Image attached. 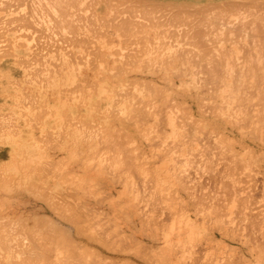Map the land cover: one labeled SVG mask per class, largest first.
I'll return each mask as SVG.
<instances>
[{"label":"rangeland","instance_id":"obj_1","mask_svg":"<svg viewBox=\"0 0 264 264\" xmlns=\"http://www.w3.org/2000/svg\"><path fill=\"white\" fill-rule=\"evenodd\" d=\"M106 1L74 0L78 7H71L69 13H65L72 20H78L72 30L70 26L61 29L65 24L59 26L62 17L59 21L56 19L60 17L58 11L53 12L56 8L46 11L55 17L51 19L50 16L46 18V12H34L36 2L33 0H0V227L5 233L4 242L0 241L3 261L0 264H5V255L18 254V250L24 252L22 255L27 260L31 257L28 261L31 264L32 260L51 264V257L62 253L65 256L70 251L72 257L69 254L64 259H71L73 264H83L87 260L90 264H264V129L259 131L260 128L251 125L262 122L264 95L258 93V87L262 86L259 81L253 82L257 78L253 79L249 68L253 66L257 73L262 61L258 62L259 66L253 61L249 67L245 63L250 72L246 71L248 75L240 84L245 90L241 92L251 98L248 101H254L248 105V101L243 103L240 99V103L245 104L242 111L247 108L249 112H246L252 114L244 112L248 115L247 121L240 124L248 129L239 124L231 125L217 114L219 108L213 101H220L211 91L216 90V83L222 76V67H213L221 58L219 49L224 56L225 51L231 54L233 49H240L237 45L244 46L247 49L243 53L239 50L238 55L241 52L240 56L246 57L248 53L245 52L250 47L256 46L252 47L253 54L256 49L264 48L256 44L258 38H255L262 39L260 42L264 46V0H121L122 3L117 0L120 4L112 0L114 6L108 0L110 7ZM226 3L229 4L224 6ZM129 4H136L133 8L139 4V9ZM212 8L217 9L214 12ZM238 9L242 12H237ZM223 11L227 13L224 15ZM177 13L184 18L177 21L186 22L176 23L172 17H179ZM199 13H203L204 18ZM213 13L222 14L218 16L222 20L217 17L216 20ZM235 13L245 24L236 25L240 20L231 19ZM201 17L205 25L206 20L213 22V26L208 24V27L212 26L210 30L214 33L211 35L216 41L211 38L215 43L208 38L211 32L207 25L208 31L202 27ZM223 19L230 23L225 24ZM183 23L198 36L197 39L208 32L206 37L210 40L206 41L209 44L204 37L198 45L188 44V37L182 35ZM247 23L257 31L252 32ZM223 24L232 27L228 30ZM231 28L243 30L239 32L246 33L240 34L245 38L240 35L239 38ZM248 28L251 31H247ZM147 34L149 41L144 38ZM160 35L163 37L159 38ZM233 39L251 43L249 46L243 42L234 44ZM231 41L233 44L229 43ZM180 44L189 51L185 52L184 48L180 53L178 50L183 48ZM158 46L165 48L167 55L173 48L177 52L172 53L174 57L164 53L160 58L145 54L147 48ZM206 47L217 55L208 56L213 52H207ZM260 50L258 56L263 59L264 49ZM258 52L252 55L253 59L250 56L251 60L257 59ZM187 54L189 59H186ZM180 55L185 56L184 59ZM165 57V67L169 70H160L158 64ZM209 57L214 58L210 60L213 63L208 62ZM250 58H245L246 62ZM236 61L239 67L237 64L233 75L237 80L241 79L240 68L245 61ZM148 62H155L154 70L147 68ZM188 65L190 70L186 69ZM207 76L218 77H213L214 80ZM197 78L200 79L197 87L204 81L206 86L210 82V88H204V84L199 88H184L192 79L198 82ZM149 80L157 84L154 88L159 87L158 92ZM141 93L146 95L144 100L156 99L157 103L151 101L148 107L163 102L162 106H153L156 110L153 118L145 115L148 108L145 101L141 102ZM251 93L261 97L258 108L255 107L257 97ZM165 98L168 103L161 101ZM243 99L249 98L244 96ZM123 106L125 109L127 106L140 107L141 111L136 110L128 116ZM252 107L259 109V122L256 121L260 118L259 112L251 113ZM168 114L175 116L178 127H183H177L180 133L177 138L168 136L172 131L167 123ZM186 114L193 117L189 120ZM254 115L258 117L253 119L256 123L249 121ZM262 125L264 127V123ZM137 126L151 129V138L139 135ZM120 128L122 132H118ZM251 128L254 132L245 131ZM116 132L121 134L116 137ZM164 132H168L167 136ZM106 133L115 134L119 145L103 142L102 135ZM130 134L135 142L129 139ZM126 140L128 148L123 146ZM119 150L124 151L121 154ZM128 150L133 151L131 156ZM242 157L250 163L241 162H245ZM119 158L125 161L124 167L123 162L120 167L116 166L115 160ZM110 159L115 162L113 166L109 165ZM130 159L136 161L140 171L135 164L136 167L131 165ZM45 235L52 238L45 239ZM34 237L37 241L40 237L38 245L50 244L49 248L53 247L55 252L52 248L47 251L48 247L39 249ZM58 244H62L60 248ZM54 246L57 247L54 249ZM31 248L35 251L29 250Z\"/></svg>","mask_w":264,"mask_h":264},{"label":"bare ground","instance_id":"obj_2","mask_svg":"<svg viewBox=\"0 0 264 264\" xmlns=\"http://www.w3.org/2000/svg\"><path fill=\"white\" fill-rule=\"evenodd\" d=\"M102 1H103V0H102ZM107 1H108V0H107ZM107 1H106V2H107ZM119 1L122 3L121 0H119ZM119 1H118V2H119ZM123 1H124V0H123ZM151 1H152V0H151ZM34 2H36V3H35V5H36L35 10H36V11H34V9H33V10H31L32 12L34 11V12H38V13H39V12H40V13H45L46 11H47V12H48V11L51 12V11H52V10H51L52 8H56V10H54L53 12L57 13L56 11H58V15H57V16H59V14H60V17H56V19L58 18V21H59V19L62 17V20H61L59 26H60V25L62 26V25L65 24L64 26L61 27V29H62V28H65L66 26H70V29L72 28V30H73V28H74L73 26H75L74 24H76L78 20H77V19L72 20V18H70L71 16L68 15V14L66 15L65 13H66V12L69 13L68 10H69V8H71V7H73V8H74V7H75V8L78 7L77 4L74 2V0H33V3H34ZM47 2H48V3H47ZM49 2L51 3V6L49 5ZM109 2H112V0H110ZM116 2H117V0H116ZM118 2H117V3H118ZM124 2H125V1H124ZM148 2H150V1H148ZM107 3H108V2H107ZM107 3H106V5H108V7H110L111 5L114 6V3H113V2H112L113 4L110 3L111 5H109V3H108V4H107ZM126 3H127V2H126ZM154 3H155V2H154ZM158 3L160 4V2H158ZM118 4H120V3H118ZM118 4L115 5V7L118 6ZM147 4H148V3H147ZM227 4H229V3H226V5H224V6H227ZM121 5H122V4H121ZM134 5H136V4H133L132 6H134ZM138 5H139V4H138ZM138 5L135 6L137 9H139ZM212 5H213V4H212ZM212 5H211V6H212ZM122 6H126V4H125V5H122ZM122 6H121V7H122ZM129 6H131V5L129 4ZM132 6H131V7H132ZM145 6H146V5H145ZM164 6H165V4H164ZM183 6H184V5H183ZM196 6H198V5H196ZM214 6H215V4H214L212 7L214 8ZM229 6H231V5H229ZM121 7H120V10H121ZM131 7H130V8H131ZM135 7H134V8L132 7V8L135 9ZM165 7H167V6H165ZM185 7H188V5H187V6L185 5ZM189 7H190V6H189ZM235 7H236V6H235ZM111 8L114 9V7H111ZM116 8H117V7H116ZM116 8H115V9H116ZM130 8H129V9H130ZM191 8H192V7H191ZM213 8H212V9H213ZM217 8H218V7H217ZM217 8H215V9H217ZM109 9H110V8H109ZM115 9H114V10H115ZM118 9H119V7H118ZM125 9H127V7L124 8V10H125ZM140 9H141V8H140ZM143 9H144V7H143ZM143 9H142V10H143ZM148 9H149V8H148ZM215 9H213L212 11H214ZM236 9H237V8H234L233 10H236ZM239 9H240V8H239ZM239 9H238L237 12H240V13H241L242 10L239 11ZM50 10H51V11H50ZM130 10H131V9H130ZM130 10H129V11H130ZM145 10H146V9H145ZM187 10H189V9H187ZM200 10H201V8H200ZM189 11H190V10H189ZM215 11H216V10H215ZM215 11H214V12H215ZM47 12H46V13H47ZM123 12H124V11H123ZM131 12H132V11H131ZM131 12H130V13H131ZM139 12H141V11H139ZM146 12H147V10H146ZM194 12H195V11H193V14H195V16H197V14L194 13ZM221 12H222V11H221ZM224 12H225V11H223L222 14H224ZM231 12H232V11H231ZM125 13H126V10H125ZM127 13H128V10H127ZM141 13H142V12H141ZM225 13H227V12H225ZM47 14H48V13H47ZM47 14H45L46 18H48L47 16H50L49 14H48V15H47ZM52 14H53V13H51V15H52ZM128 14H129V13H128ZM173 14H174V12H173ZM177 14H179V13H177ZM199 14H201V16H202L203 13H199ZM213 14L216 15V13H213ZM222 14H220V15H218V16H221ZM232 14H233V13H231V15H232ZM53 15H54V14H53ZM55 15H56V14H55ZM55 15H54V16H55ZM61 15H62V16H61ZM64 15H66V16H64ZM146 15H147V14H146ZM179 15H180V14H179ZM224 15H225V14H224ZM224 15H223V16H224ZM228 15H229V14H228ZM234 15H235V16H234ZM234 15L232 16L231 19H233V21L235 22L234 18L237 17V16H236L237 14L235 13ZM33 16H34V15H33ZM68 16H69L70 19L68 18ZM171 16H172V15H171ZM171 16H170V17H171ZM213 16H214V15H213ZM218 16L216 15V16H214V17H215V18L217 17L219 20H222V17L219 18ZM252 16H253V15H252ZM256 16H257V15H256ZM50 17H51V19L53 18V16H50ZM72 17H73V16H72ZM134 17H135V16H134ZM145 17H146V16H145ZM147 17H148V16H147ZM181 17H183V16L180 15V16L178 17L177 15H176V16L174 15L172 18H173V20L176 22L177 19H184V18H181ZM197 17H199V15H198ZM233 17H234V18H233ZM249 17H250V16H249ZM54 18H55V17H54ZM54 18H53V19H54ZM128 18H129V17H128ZM203 18H204V14H203ZM217 18H216V20H218ZM224 18H225V17H224ZM51 19H48V20L50 21ZM56 19H55V21H56ZM129 19H130V18H129ZM155 19H156V18H155ZM197 19H198V18H197ZM201 19H202V17H201ZM201 19H200V20H201ZM213 19H214V18H213ZM228 19H229V18H228ZM231 19H230V20H231ZM235 19H237V20L239 19V20H240V21H238V23H237L236 25H239V22H240V25L243 23V22L241 21L240 18L237 17V18H235ZM24 20H25V19H24ZM28 20L30 21V19H28ZM28 20H25V22H28ZM75 20H76V21H75ZM130 20H131V19H130ZM133 20H134V19H133ZM200 20H199V21H200ZM223 20L226 21L225 24H227V23L229 24V23H230V22H228V21L225 20V19H223ZM237 20H236V21H237ZM255 20H256V19H255ZM255 20H254V21H255ZM35 21H36V20H35ZM38 21H40V20H38ZM149 21L151 22V18H150ZM183 21H184V20H183ZM183 21H180V20H179V21H177L176 23H180V22H183ZM199 21H197V22L199 23ZM201 21H202V25H204V26H202V27H204V28L206 27V25H207V27H208V24L213 26V22L210 23V21H209V23H208V21L206 20L207 23H206V25H205V24H204L205 22L203 23V21H205V20L202 19ZM201 21H200V22H201ZM50 22H51V21H50ZM53 22H54V21H53ZM53 22H52V23H53ZM75 22H76V23H75ZM184 22H186V21H184ZM218 22L222 23L221 21H218ZM46 23H47V22H46ZM55 23H56V22H55ZM61 23H63V24H61ZM127 23H128V22H127ZM131 23H132V22H131ZM159 23H160V22H158V24H159ZM231 23H232V22H231ZM252 23H254V22L252 21ZM57 24H58V23H57ZM129 24H130V23H128V25H129ZM181 24H182V23H181ZM200 24H201V23H199L198 26H199ZM225 24H223V25H224L225 28L227 27L226 29H228V27H232V26H226ZM232 24H233V26L237 27L236 25H234L235 23H232ZM243 24H245V21H244ZM243 24H242V25H243ZM248 24H249V23H247L246 25H247V26L250 25L249 27H251L252 24H249V25H248ZM41 25H42V24H41ZM122 25H123V24H122ZM177 25H178V24H177ZM186 25H187V24H186ZM186 25H185V26H186ZM219 25H220V24H219ZM253 25H254V24H253ZM43 26H44V25H43ZM50 26H52V24H51ZM76 26H77V25H76ZM126 26H127V25H126ZM143 26H144V25H143ZM183 26H184V23H183ZM185 26H184V27H185ZM187 26H188V25H187ZM187 26H186V27H187ZM200 26H201V25H200ZM200 26H199V27H200ZM212 26H209V27H208L209 30L211 29L210 27H212ZM47 27H49V25H48ZM184 27H183V29L186 30V27H185V28H184ZM188 27H189V26H188ZM188 27H187V28H188ZM199 27H198V28H199ZM202 27H200V28H202ZM207 27L205 28V29H207L206 31H208V28H207ZM224 27H223V29H224ZM239 27L242 29L241 26H239ZM244 27H245V26H244ZM57 28H58V26H57ZM68 28H69V27H68ZM129 28L132 29V27H129ZM133 28H134V27H133ZM161 28H162V27H161ZM240 28H238V30H237L236 28H234L235 30H233V29L231 28V30L236 31V32H237V35H238V37H239V35L242 34V32H239V31H243V30H239ZM251 28H252V27H251ZM77 29H78V28H77ZM119 29H120V28H119ZM126 29H128V28H126ZM126 29H125V30H126ZM131 29H130V30H131ZM162 29H163V28H162ZM202 29H203V28H202ZM202 29H201V32H202ZM125 30H123V31H125ZM184 30H183L184 33H183L182 35H184L183 38H184L185 36H187V37L189 38V40H188V38H187V39L185 38L188 44L193 45V42H194V44H197V42H198V44H199V42H202V41H200L201 37H200L199 39H197L196 37H198V36H196V34L193 35V32H192V30H190V28H188V30H186L187 35L185 34V31H184ZM224 30H225V29H224ZM228 30H229V29H228ZM228 30H226V33H228V32H227ZM231 30H230V31H231ZM246 30L248 31V30H250V29L248 28V29H246ZM252 30H253L252 32L257 31V30H256V27H253ZM66 31H67V30H65V33H66ZM70 31H71V30H70ZM74 31H76V27H75V30H74ZM126 31H128V30H126ZM126 31H125V32H126ZM187 31H188V32H187ZM189 31H190V32H189ZM212 31H213V30H212ZM250 31H251V30H250ZM129 32H130V31H129ZM143 32H145V31L143 30ZM178 32H179V31H178ZM197 32H199V31L197 30ZM208 32H211V30L208 31ZM208 32H206V33H208ZM231 32H232V31H231ZM236 32H234V34L232 33V34L234 35V36H233L234 38L236 37V36H235V35H236ZM238 32H239V33H238ZM258 32H259V31H258ZM65 33H64V35H65ZM126 33H128V32H126ZM130 33H132V32H130ZM189 33H192V36H191V34H189ZM203 33H205V32H203ZM206 33L204 34L205 36L202 35V36L204 37V40H205L206 44L208 43V41H206V40H207L209 37H210L211 40H210V39H208V40H210V41L213 42V38L215 39V36L213 37L211 34L214 33V32H211L210 34L208 33V34H209V35H208V38L206 37ZM243 34L246 35V33H243ZM243 34H242V35H243ZM250 34H251V33H250ZM254 34H257V33H254ZM261 34H262V33H261ZM130 35H131V34H130ZM188 35H190V36H188ZM242 35H240V36H241L242 38H245V37L242 36ZM257 35H258V34H257ZM257 35H255V36H257ZM178 36H179V35H178ZM194 36H195V37H194ZM247 36H248V34H247ZM160 37H163V36L160 35L159 38H160ZM179 37L182 38L181 35H180ZM192 37H193V38H192ZM203 37H202L201 40H203ZM205 37H206V38H205ZM211 37H213V38H211ZM233 37H232V38H233ZM144 38H147V39H145V41H149V36H148V34H147V36H144ZM183 38H182V39H183ZM195 38H196L197 41L195 40ZM239 38H240V37H239ZM239 38H238V39H239ZM255 38H258V42H259V43L257 42L256 44H259L261 47H264L263 44H262V42H260V40H262V39H260L259 37H255ZM150 39H151V38H150ZM190 39H193V40H190ZM229 39H231V38H229ZM229 39H228V41H229ZM235 39H236V38H235ZM235 39H233V40H235ZM263 39H264V38H263ZM246 40H247V39H246ZM214 41H216V39H215ZM236 41H237V40H235V42L231 41V42H229V43H232V42H233L234 44H235V43H239V42H243V44L246 43L245 40H244V41H241V40H240V41H237V42H236ZM247 41H248V40H247ZM255 41H256V39H255ZM190 42H191V43H190ZM203 43H204V42H203ZM213 43H215V42H213ZM213 43H212V44H213ZM223 43H224V42H223ZM233 43H232V44H233ZM250 43H251V42L248 41V42L246 43V46H249ZM198 44H197V45H198ZM200 44H201V43H200ZM204 44H205V43H204ZM206 44H205V46H206ZM208 44H209V43H208ZM232 44H231V45H232ZM261 44H262V45H261ZM180 45H181V44H180ZM244 45H245V44H244ZM251 45H253V44H251ZM259 45H258V46H259ZM148 46H149V45H148ZM148 46H147V47H148ZM207 46H208V45H207ZM217 46H218V45H217ZM237 46L240 47L239 50H241L242 53H243V51H245V49H247V48H245L244 46H243V47L240 46V45H237ZM158 47H159V46H158ZM181 47H183V46L181 45ZM210 47H211V46H210ZM210 47H209V50H208V48L206 47L207 52H208V51H212V50L210 49ZM230 47H232V46H230ZM252 47H256V46H252ZM252 47H250V49H248V51L245 52V54L248 53V54L246 55V57H241V56H240L241 52H240V54L238 55L239 50H235V49H233V48H232L233 51H231V49H230V51H231L230 53H231V54H227L226 51H225L224 56H222V53H223V52L218 48V49H219V52H221V53H220V56H219V57H221V58H219V60L217 59V61H219L220 64H219V62H217L218 65H216L217 63H216L215 65H213V67L216 66L217 68H221V67H222V76L218 79V80H220V82H219V83H216V84H217V88H216L217 91H216L215 89H213V90L211 89L212 93L216 94V96H215V95H213V96H215V99H217L218 101H220V102H219L220 104H219L218 102H216V100L213 101V102L217 103V105H218L217 108H219V109H218V111L216 110V111H217V114H219V115L224 119L225 122H227V123H231V125H232V124H233V125H234V124H235V125H236V124H239V125H240L242 122H244V120H245V122L247 121L246 118L248 117V115H252V114H249V113H248L249 111H248V109H247L246 107H245V108H246V111H248V112H246L245 110L242 111V105H243V107H244V105H245V104H242V102H243V101H246V102H247L248 100H251V98L248 97L249 95H245V93H243L245 90H243V88L240 86V84H243L244 78L248 75V74L246 73V71H247V72H250V70H251V74H250V73H249V74L253 77V79H254V77L257 78V81H256V80L253 81V79H252V81H253V82H256V83L259 81L258 83L262 86L261 88L258 87V90L260 91V92H259V91L257 90L258 93H263L262 95H264V66H263L264 64L262 65V63H263V59H264V58L262 59L261 56H258V55H259L258 50H260V49H258V50L256 49V52H258V53H257V59H255V60H251V58L253 59V56L256 55V52H255V54H253L254 51H253V48H252ZM184 48H185V46H184L183 48H180V50H178V51L180 52L181 49L183 50ZM242 48H244V49H242ZM185 49H186V50H185ZM185 49H184L185 52H186V51H189V50L187 49V47H186ZM218 49H216V50H218ZM251 49H252V50H251ZM263 49H264V48H263ZM263 49L261 48L260 52H263V51H262ZM184 50H183V51H184ZM213 50H214V49H213ZM227 50H228V49H227ZM234 50H235V51H234ZM249 50H250L251 52H250ZM175 51H176V50H175ZM175 51H174V48H173V49L171 50V52L167 55V54L165 53V48H163V49H162L161 47H159V48H154V49L147 48V49L145 50V54L149 55V56L152 57V58H155V57L160 58L161 56H164V53H165V54L167 55V57H171V56H173L172 53L175 52ZM183 51H182V52H183ZM252 51H253V52H252ZM176 52H177V51H176ZM176 52H175V53H176ZM179 52H178V53H179ZM207 52H206V54L208 55ZM212 52H213V51H212ZM180 53H181V52H180ZM180 53H179V54H180ZM214 53H215V54H214ZM216 53H217V52L214 51V52H213V55H208V56H210V57H211V56L215 57V56L217 55ZM234 53H235V54H234ZM245 54H244V55L242 54V56H245ZM250 54H251V55H250ZM176 55H177V54H176ZM187 55H188V54H187ZM218 55H219V54H218ZM231 55H232V56H231ZM248 55H249V57H247ZM252 55H253V56H252ZM133 56H134V54H133ZM177 56H178V55H177ZM180 56H181L183 59H184V57H185V56H183V55H180ZM250 56H251V58H250ZM167 57L164 58V61H163L161 64H158L159 67H160V68L157 67L158 69L162 70V69H166V68H167V67H165V65H167V64H166ZM173 57H174V56H173ZM181 57H180V58H181ZM205 57H206V56H205ZM210 57L208 58V62H209L210 60H214V58H213V59H210ZM239 57H240V59H239ZM259 57H260V58H259ZM152 58H151V59H152ZM177 58H179V57H177ZM180 58H179V59H180ZM189 58H190L189 55L186 56V59H189ZM200 58H201V57H200ZM211 58H212V57H211ZM242 58H244V59H245V58H250V61H249V59H247V62H246V59L243 60ZM132 59H133V58H132ZM186 59H185V60H186ZM237 59H238V61H239V60H240V61L243 60V61H245V62H244V64H243L244 67L242 66V68H240V74H239V75H241V79H237V80H236V79H235V75H233V72H234V69L236 68V66H237V64H238L237 61H236ZM241 59H242V60H241ZM153 60H154V59H153ZM206 60H207V59H206ZM260 60H261L262 62H261ZM151 61H152V60H151ZM158 61H159V60H158ZM173 61H174V60H173ZM182 61H183V60H182ZM188 61H189V60H188ZM243 61H242V62H243ZM251 61L255 62V64H256L257 66H259V65H258V62H259V61L261 62V63H260L261 65L257 68V71H258L257 73H256V71H253L254 68H253V66H252L251 63H250ZM189 62H190V61H189ZM210 62H212V61H210ZM248 62H249L250 64H249ZM253 62H252V63H253ZM149 63H150V64H149ZM212 63H213V62H212ZM245 63L247 64V67H249L248 65H251V66H252V67H249V68H251L250 70H249V68L245 67ZM154 64H155V62H153V63H152V62H148V63H147V68L152 67L153 70H154V67H155ZM184 64H186V63L184 62ZM191 64H192V62H191ZM197 65H198V64H197ZM180 66H181V65H180ZM181 67H182V66H181ZM184 67H185V66H184ZM186 67H188V68H186V69H189V70H190L189 67H191V66L188 65V66H186ZM199 67L201 68L200 65H199ZM237 67H239V64H238ZM179 68H180V67H179ZM195 68H198V67L195 66ZM167 69H168V68H167ZM182 69L184 70V68H182ZM198 69H199V68H198ZM211 69H213V68H211ZM168 70H169V69H168ZM189 70H186V71L188 72ZM194 70L196 71L197 69H194ZM194 70H193V71H194ZM200 70H201V69H200ZM215 70H216V69H215ZM216 71H218V69H217ZM216 71H215V72H216ZM177 73H178V72H177ZM196 73H197V71H196ZM218 73H219V72H218ZM186 74H187V73H186ZM199 74H200V73H199ZM175 75H176V74H175ZM181 75H182V73H181ZM200 75H201V74H200ZM200 75H199V76H200ZM202 75H203V74H202ZM250 75H249V76H250ZM187 76H188V75H187ZM205 76H206V75H204L203 80L206 79ZM251 76H250V77H251ZM196 77H197V76H196ZM196 77H195V78H196ZM200 77H202V76H200ZM207 77H212V76H207ZM213 77H214V78H217L218 76H217V77H216V76H213ZM213 77H212V79H214ZM252 77H251V78H252ZM197 79H198V78H197ZM195 80H196V79H192V81H189V82L185 83V84H184V86H185L184 88H186V89H191L192 87H193V88H196L197 85H199V80H200V79H198V82H197V80H196V81H195ZM214 80H215V79H214ZM149 81H150V80H149ZM204 81H205V80H204ZM204 81H203V84H204ZM211 81H212V80H211ZM216 81H217V80H216ZM216 81H215V82H216ZM150 82H152V81H150ZM215 82H212L211 85H212V86H215ZM147 83H148V82H147ZM147 83H146V85H147ZM152 83L154 84V85L152 84V85H153V88H154L155 85H157V84H155L154 82H152ZM201 83H202V81H201ZM201 83H200V84H201ZM207 83H209V84H207V86L204 84V88H205V86H206V87L209 86V88H210V82H207ZM238 83H239V84H238ZM196 84H197V85H196ZM203 84H201L199 87L203 86ZM213 84H214V85H213ZM254 84H255V83H254ZM254 84L252 83V85H254ZM158 85H159V84H158ZM244 85H246V84H244ZM159 86H160V85H159ZM212 86H211V87H212ZM199 87H197V88H199ZM246 87H247V86H246ZM252 87H254V86H252ZM158 88H159V87H158ZM158 88H154V89H157V92H158V91H159ZM209 88H208V89H209ZM213 88H214V87H213ZM250 88H251V87H249V89H250ZM254 88L256 89L257 87H254ZM254 88H251V89H254ZM164 89L167 90L166 88H164ZM247 89H248V88H247ZM165 90H164V92H165ZM241 90H243V92H241ZM155 91H156V90H155ZM189 91H190V90H189ZM215 91H216V92H215ZM142 92H143V91H142ZM147 92H148V91H147ZM150 92H151V91H150ZM157 92H156V93H157ZM207 92H208V91H207ZM152 93H153V94H156L155 92H152ZM208 93H209V92H208ZM142 94H143V93H141V95H140V97L142 96V97H141V99H142L141 102L144 103V101H145V103H144V104H145V107L148 108V109L144 108V109L148 110V111L145 112V115H146L147 117L152 116V118H153V117H154L153 115L155 114L154 112H156V110L154 109V107L159 106V104L162 106L163 102H159V104H157L156 106L153 105L154 107H153L152 105H150V106L148 107L147 104H151V101L154 102L156 99H154V100H151V99H149V100H144V98H146V95H144V94L142 95ZM158 94H159V93H158ZM158 94H156V95H154V96H157V97H158V96H159ZM242 94H244V95H242ZM249 94H250V93H249ZM251 94H252V93H251ZM179 95H181V94H179ZM195 95H198V94H195ZM201 95H202V94H201ZM201 95H200V97H201ZM210 95H211V94H210ZM260 95H261V94H260ZM148 96H149V95H148ZM152 96H153V95H152ZM164 96H166V94H165ZM213 96H212V97H213ZM244 96H245V98L247 97V98H249V99H243ZM252 96H253L254 98L257 97L256 99L258 100V102H257L258 104L255 102V103H256L255 107L258 108V107H259L258 105L261 106V103L259 102V100H261V99H259L260 96H258V95L254 96L253 94H252ZM200 97H199V98H200ZM202 97H204V96L202 95ZM182 98H183V97H182ZM238 98H239V99H238ZM241 98H242V99H241ZM260 98H261V97H260ZM228 99H229V100H228ZM234 99H237V100L234 101ZM240 99H241V101H242L241 103H240ZM263 99H264V97H263ZM167 100H168V98H167V99L165 98L164 100H161V101H164V102L166 101V102H167ZM199 100H202V101H203L204 99H203V98H200ZM254 100H255V99H254ZM202 101H201V102H202ZM207 101H208V99H207ZM236 101L239 102V103H237ZM261 101H262V100H261ZM172 102H173V101H172ZM201 102H200V103H201ZM253 102H254V101H248L247 104H248V105H249V104L252 105L251 103H253ZM130 103H133V102H129L128 104H130ZM135 103H136V102H135ZM156 103H157V102H154V103H152V104H156ZM167 103H168V102H167ZM167 103H165V105H166ZM173 103H174V102H173ZM173 103H172V105H174ZM215 103H214V105H215ZM233 103H237V104H239V105H237V104L234 105ZM243 103H245V102H243ZM263 103H264V101H263ZM133 104H134V103H133ZM136 104H137V103H136ZM178 104H179V103H178ZM178 104H177V106H178ZM212 104H213V103H212ZM253 104H254V103H253ZM125 105H126V104H125ZM131 105H132V104H131ZM168 105H169V104H168ZM209 105H210V104H209ZM248 105H246V106H248ZM263 105H264V104H263ZM134 106H135V104H134ZM134 106H127L126 109H125L124 106H123V109H125V110H124V113L126 112V113L128 114V116H132L133 113H134L136 110H138L139 112L141 111V108H140V107H139V108H137V107L135 108ZM142 106H143V105H142ZM161 106H160V107H161ZM163 106H164V105H163ZM174 106H175V105H174ZM204 106H206V105H204ZM240 106H241V107H240ZM160 107H158V109H159ZM199 107H200V106H199ZM213 107H214V106L212 105V108H213ZM236 107H237V108H236ZM152 108L154 109L153 111H151ZM167 108H168V106H167ZM171 108H173V107H171ZM203 108H204V107H203ZM212 108H211V109H212ZM214 108H215V107H214ZM214 108H213V109H214ZM245 108H243V109H245ZM248 108L251 109V106L248 107ZM252 108H253V107H252ZM261 108L264 109V106H262ZM261 108H260V109H261ZM149 109H151V110H149ZM158 109H157V110H158ZM175 109H176V108H175ZM188 109H189V108H188ZM170 110H171V109H169V111H170ZM201 110H202V109H201ZM253 110H254V111H253ZM255 110H257V109H254V108H253V109L251 110V113H254ZM187 111H188V110H187ZM167 112H168V111H167ZM209 112H210V110H209ZM218 112H219V113H218ZM244 112L248 113V115H247L246 113L244 114ZM258 112H259V109L257 110V113H258ZM262 112H263V111L261 110V114H264V113H262ZM126 113H125V114H126ZM213 113L216 114L215 112H213ZM134 114H135V113H134ZM139 114H140V113H139ZM143 114H144V113H143ZM166 114H167V113H166ZM207 114H208V113H207ZM214 114H213V115H214ZM217 114H216V115H217ZM258 114H259L258 117H260V116H261L260 112H259ZM211 115H212V114H211ZM216 115H215V116H216ZM255 115H256V113H255ZM255 115H254L253 118H252V116H250L249 118H251V119H249V121H252L253 119H255V118L257 117V116L255 117ZM128 116L126 115V118H129ZM137 116H138V114H137ZM186 116H189V115L186 114ZM138 117H139V116H138ZM141 117H142V116H141ZM155 117H156V116H155ZM157 117H158V116H157ZM164 117H165V116H164ZM192 117H193V116H191V117L189 116V120H190V118H192ZM258 117H257V119H258ZM262 117H263V115H262ZM134 118H135V117H134ZM142 118H143V117H142ZM152 118H151V119H152ZM166 118L168 119V120H167V123H168L169 127H171L172 131H170L169 134H168V132H164V133H166V136H167V134H168V136H173V137L177 138L176 135L178 134V136H179L180 133H178V129H177L178 125H177V121L175 120V119H176L175 116L172 115V114H168V115L166 116ZM198 118H199V117H198ZM263 118H264V117H263ZM263 118H262V120H261V117H260L259 120H256V121L259 122V121L261 120V121H262L261 123L263 124V123H264V119H263ZM156 119H158V118H156ZM136 120H137V119H136ZM141 120H142V119H141ZM144 120H145V119H144ZM185 120H186V119H185ZM119 121L122 122V118H121V120H119ZM119 121H118V123H119ZM125 121H126V120H125ZM253 121H255V120H253ZM253 121H252V122H253ZM256 121H255L254 123H256ZM121 122H120V123H121ZM142 122H143V121H142ZM146 122H147V121H146ZM154 122H155V121H154ZM252 122H249V123H252ZM149 123H150V122H149ZM167 123H166V124H167ZM261 123H258V124H256V125H255V124H251V125L257 126L258 130H259V128H260L259 131H261V129H262V130L264 129V127H263V125H262ZM242 124H243V123H242ZM247 124H248V123H247ZM229 125H230V124H229ZM235 125H234V126H235ZM251 125L249 124L250 127H251ZM240 126H242V125H240ZM244 126H246V125H244ZM244 126H242V127L244 128ZM254 126H252V127L254 128ZM258 126H260V127H258ZM179 127H180V128H183V127H181L180 125H179ZM179 127H178V128H179ZM195 127H196V126H195ZM242 127H241V129H242V132H243L244 130H243ZM246 127H248V126H246ZM246 127H245V128H246ZM139 128H140V127L137 126V133H138L139 135H141V136H147V135H148L149 138H151V136H150V134H149V133L152 131L151 129H146V128H144V129H139ZM237 128H238V127H237ZM245 128H244V129H245ZM153 129H154V128H153ZM241 129H239V130H241ZM246 129H248V128H246ZM251 129H252V128H251ZM113 130H114V129H113ZM184 130H185V127H184ZM186 130H187V129H186ZM258 130H257V131H258ZM245 131H250V132L252 131V132H254L253 129H252V130H245ZM118 132H122L121 128H120V130H119ZM118 132H116V137H117V135H118ZM124 132H125V131H124ZM193 132H194V131H193ZM111 133H112V132H111ZM259 133H260V132H258V134H259ZM120 134H121V133H119V135H120ZM126 134H127V133H126ZM250 134H253V133H250ZM119 135H118V136H119ZM130 135H131V137H129V139L132 138L131 140L135 142V140H134L133 137H132V134H130ZM181 135H182V134H181ZM181 135H180V136H181ZM255 135H256V134H255ZM124 136L127 137L126 135H124ZM251 136L253 137V135H251ZM263 136H264V134H263ZM102 137H103V142H105V143L108 142V143L118 144V145H119V143H117V142L115 141L116 139H114L115 134L113 135V134L106 133L104 136L102 135ZM125 137H123V138H125ZM247 137H248V136H247ZM254 137H255V136H254ZM259 137H260V136H259ZM118 138H119V137H118ZM127 138H128V137H127ZM127 138H126V139H127ZM147 138H148V137H147ZM147 138H146V139H147ZM149 138H148V139H149ZM179 138H180V137H179ZM129 139H127V140L129 141ZM257 139H258V137H257ZM119 140H120V138H119ZM123 140H125V139H123ZM127 140H126V143L123 145V146H125L126 148H128V147H127V146H128L127 144L129 143ZM262 140H263V142H264V138H263ZM114 141H115V142H114ZM118 142H119V141H118ZM121 142H122V141H121ZM127 142H128V143H127ZM130 142H131V141H130ZM126 145H127V146H126ZM114 147H115V145H114ZM117 147H118V149L120 148L119 146H117ZM117 147H115V148H117ZM121 147H122V146H121ZM108 148H109V147H108ZM126 148H125V149H126ZM109 149H110V148H109ZM109 149H108V150H109ZM120 149H121V148H120ZM123 149H124V147H123ZM119 151H120V150H119ZM121 151H124V150H121ZM121 151H120V152H121ZM126 151H127V149H126ZM120 152H119V153H120ZM128 152H130V156H131V154L133 153V151H131V150H130V151L128 150ZM131 152H132V153H131ZM121 154H122V152H121ZM125 154H128V153H125ZM262 155H263V153H262ZM109 156H110V155H109ZM119 156H120V155H119ZM120 157H121V156H120ZM136 157H137V156H136ZM136 157H135V155H134L133 158L136 159ZM263 157H264V156H263ZM110 158H111V157H110ZM122 158H124V157L122 156ZM242 158L244 159V157H242ZM112 159H113V158H112ZM112 159H110V160H111V164H109V165H112V166H113V164H114L115 162H112V161H113L114 159H117V157H116V158L114 157L113 160H112ZM108 160H109V159H108ZM124 160H125V159H124ZM244 160H245V162H244L243 160H242L241 162H243V163H247V162H249V159H248V160H247V159H244ZM115 161H116V163H117V165H116V164H115V165H116V166L119 165L118 167H120L121 165L123 166V165H124V162H125V161H123V160L120 161V158H119V160H115ZM129 161H133V162H130L131 165H132V166H135V165H136V166H137V169H136V170H139V171H140L141 168H140V166L137 165V163L135 164L136 161H135L134 159H130ZM238 161H240V160H238ZM108 162H109V161H108ZM122 162H123V163H122ZM241 162H239V163L241 164ZM101 163H102V162H101ZM112 163H113V164H112ZM121 163H122V164H121ZM126 163H127V162H126ZM236 163H237V162H236ZM239 163H238V164H239ZM249 163H250V162H249ZM120 164H121V165H120ZM134 164H135V165H134ZM232 164H233V163H232ZM247 164H248V163H247ZM2 166H3V165H2ZM104 166H105V165H104ZM136 166H135V167H136ZM123 167H124V166H123ZM123 167H121V168H123ZM138 167H139V169H138ZM243 167H244V166H243ZM114 168H115L114 170L119 171V169H116L117 167H114ZM121 168H120V169H121ZM233 168H234V167H233ZM245 168H246V167H245ZM1 169L5 171L4 168H1ZM124 169H125V168H124ZM123 171H124V170H123ZM130 171H131V169H130ZM128 172H129V171H128ZM136 172H137V171H136ZM117 173H118V172H117ZM129 173H130V172H129ZM137 173H138V172H137ZM139 173H140V172H139ZM236 176H237V175H236ZM234 178H235V177H234ZM6 179H7V178H6ZM10 179H11V178H10ZM82 179H83V178H81V181H82ZM180 179H181V178H180ZM232 179H233V178H232ZM235 179H236V178H235ZM235 179H234V180H235ZM234 180H233V181H234ZM2 181H3V180H2ZM180 182H181V181H180ZM82 183H83V182H82ZM127 183H128V182H127ZM181 184H183V183H181ZM29 185H30V184H29ZM221 185H222V184H221ZM30 187H31V186H30ZM223 187H224V186H223ZM225 187H226V186H225ZM225 187H224V188H225ZM31 188H32V187H31ZM224 188H223V189H224ZM231 188H232V187H231ZM233 188H234V187H233ZM225 192H226V191H225ZM223 193H224V192H223ZM230 193H231V192H230ZM234 194H235V193H234ZM235 195H236V194H235ZM85 217H86V216H85ZM21 220H22V219H21ZM41 221H42V220H41ZM26 222H27V221H26ZM20 224H21V223H20ZM47 224H48V223H47ZM21 225H22V224H21ZM19 226H20V225H19ZM87 226H88V225H87ZM0 228H1V229H0V233H1V234H0V241H2V240L5 238V237H2V236L5 235V233H3L4 231L1 232V230H2L3 227H0ZM9 228H10V227H9ZM45 228H46V227H45ZM40 229H41L42 231L44 230V229H42V228H40ZM4 230H5V229H4ZM88 230H89V229H88ZM90 231H91V230H90ZM27 233H28V232H27ZM29 233H30V232H29ZM50 233H51V232H50ZM85 233H86V232H85ZM2 234H3V235H2ZM53 234H54V233H53ZM83 234H84V233H83ZM93 234H95V233H93ZM46 235H47V234H46ZM46 235H45V239L48 238L49 236L52 238L51 235H49L48 237H47ZM27 236H28V235H27ZM1 237H2V238H1ZM40 237H41V236H40ZM40 237H38V239H39L38 241H37V239L34 237V238H35V242H36L37 245H38V242L41 240ZM42 237H43V236H42ZM42 237H41V238H42ZM34 238H33V239H34ZM42 239H43V238H42ZM32 241H33V240H32ZM3 242H4V240H3ZM6 242H7V240H6ZM18 242H19V241H18ZM42 242H44V241H42ZM61 243H62V242H61ZM63 243H64V242H63ZM0 244H1V242H0ZM8 244H10V243H8ZM32 244H34V243L32 242ZM41 244H42V243H40V244L38 245L40 248H39V247H36V246H33V247L39 248V249H41V250H42V249H43V250H46L45 248H47V247L49 248V247H50V244H49L48 246L46 245V247H45V245L42 246ZM107 244H108V243H107ZM4 245H5V244H4ZM18 245H19V244H18ZM51 245H52V244H51ZM55 245H56V244H55ZM58 245H60V244H58ZM58 245H57V246H58ZM61 245H62V244H61ZM61 245L58 246V248H60ZM72 245H73V244H72ZM57 246H54V249H55V247H57ZM110 246H111V245H110ZM1 247H2V246H1ZM4 247H5V246H4ZM17 247H18V246H17ZM42 247H43V248H42ZM51 248H52V250H51ZM51 248L47 249V251L49 250V252H50V250H51V251L55 252V250H53V247H51ZM2 249H3V248H2ZM6 249H7V247H6ZM25 249H26V248H24V251H25ZM34 249H35V248H34ZM34 249L31 248V249H29V250L32 251V250H34ZM65 249H66V247H65ZM65 249H64V250H65ZM9 250H11V249H9ZM17 250H18V249H17ZM26 250H27V249H26ZM18 251H19L18 254H14V253L11 254L10 252H13V251H10V252H9V253H10L9 255H12V256H10V257H9L8 255H5V256L7 257V258L5 259V264H27V263H28V264H31V262H28L29 260L31 261V259H30L31 257L27 256V258L29 257L28 260H27V259H26V256H25V258H24L23 255H22V253L24 254V252H22V251H20V250H18ZM34 251H35V250H34ZM59 251L62 252L61 249H60ZM258 251H261V248L258 249ZM263 251H264V250H263ZM14 252H15V251H14ZM28 252H30V251H28ZM60 252H58V254H59ZM80 252H81V251H80ZM15 253H16V252H15ZM56 253H57V250H56ZM70 253H72V251H70ZM70 253L67 254L68 256H67V255L63 256L64 253H62L63 255H60V256H58V255H54V256H56L55 258H52V257L50 258V259L53 260V261H51V262H52L51 264H73L72 262H70L71 259H70V261H68L67 259H66V260H67V261H66V260L64 259V257L68 258ZM159 253H160V252H159ZM29 254H30V253H29ZM39 254H40V253H39ZM79 254H80V253H79ZM260 254H261V252H260ZM26 255H27V254H26ZM43 255H45V254H43ZM87 255H88V254H87ZM263 255H264V253H263ZM0 256H1V254H0ZM61 256H63V257H61ZM3 257H4V256H3ZM44 257H46V256H44ZM49 257H50V256H49ZM71 257H72V256H71V254H70V258H71ZM88 257H91V255H89ZM156 258H157V256H156ZM156 258H155V259H156ZM32 259H34V258H32ZM43 259H44V258H43ZM50 259H49V260H50ZM157 259H158V258H157ZM0 260H1V258H0ZM44 260L46 261V259H44ZM158 260H159V259H158ZM34 261H35V262H33V260H32V264H39V263H40L39 261H36V260H34ZM42 261H43V260H42ZM47 261H48V260H47ZM47 261H46V262H47ZM88 261H89V260H87V262H88ZM182 261H183V260H182ZM185 261H186V260H185ZM0 262H3V261L1 260ZM37 262H39V263H37ZM43 262H44V261H43ZM87 262H85V263H83V264H90V262H89V263H87ZM49 264H50V263H49Z\"/></svg>","mask_w":264,"mask_h":264}]
</instances>
